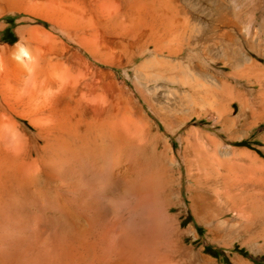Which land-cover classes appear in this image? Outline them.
I'll return each mask as SVG.
<instances>
[{"label":"bare ground","instance_id":"1","mask_svg":"<svg viewBox=\"0 0 264 264\" xmlns=\"http://www.w3.org/2000/svg\"><path fill=\"white\" fill-rule=\"evenodd\" d=\"M236 6L235 0H0V224L5 214L41 209V164L78 169L86 162L109 181L138 160L147 89L170 95L176 88L192 100L183 112L204 109L246 138L261 131L264 65L250 55L252 29L247 19L237 23ZM220 63L232 71L218 82L213 106L201 73ZM257 140L264 153V132ZM247 150L236 152L242 163L233 175L223 169L219 179L236 215L253 224L264 222V159ZM98 228L88 229L87 242L77 240L74 257L85 245L87 264H179L176 250L154 235L122 246L120 240L122 248L112 251L111 243L104 256L98 241L121 232L111 222ZM232 262L257 263L240 255Z\"/></svg>","mask_w":264,"mask_h":264},{"label":"rangeland","instance_id":"2","mask_svg":"<svg viewBox=\"0 0 264 264\" xmlns=\"http://www.w3.org/2000/svg\"><path fill=\"white\" fill-rule=\"evenodd\" d=\"M249 3L246 15V1L235 0L236 21L243 25L247 19L252 29L250 55L264 65V0ZM6 32L15 36L14 28ZM236 36L241 41L238 31ZM218 65L204 66L201 73L205 89L211 93L208 102L213 106L220 101L216 93L221 86L218 82L225 83L232 71L228 65ZM173 91L170 95L161 89L145 91L148 102L143 103L138 160L125 164L116 180L105 181L91 173L86 162L82 168L75 167L77 170L41 164V209L4 215L0 224V258L11 264H87L85 245L74 257L77 240L87 242L91 226L100 230L111 222L117 226L115 233H121L99 237L103 241H98L99 252L104 249V256L112 247L121 249L123 242L146 240L154 235L177 251L179 264H206L208 259L213 264H233L237 255L251 263L264 264V222L252 224L238 217L231 197L222 193L219 179L223 169L229 178L233 167L242 163L236 153L239 149L257 152L264 159L259 149L262 144L257 140L264 128L246 138L235 131L232 123L223 124L222 118L204 109L200 115L183 112L181 109L192 100L176 88ZM105 182H114V186ZM132 186L144 189L131 195ZM102 243L108 245L103 247Z\"/></svg>","mask_w":264,"mask_h":264}]
</instances>
